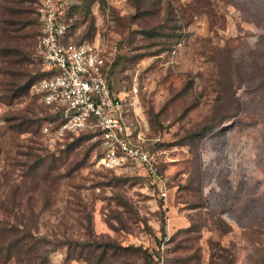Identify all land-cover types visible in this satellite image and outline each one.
Segmentation results:
<instances>
[{"label": "rangeland", "instance_id": "1", "mask_svg": "<svg viewBox=\"0 0 264 264\" xmlns=\"http://www.w3.org/2000/svg\"><path fill=\"white\" fill-rule=\"evenodd\" d=\"M58 3L67 42L98 47L114 90H136L127 124L160 179L139 166L101 169L90 135L42 133L50 112L31 87L42 73L41 4L0 0V206L9 210L0 219L34 220L53 243L48 264H255L264 116L254 106L264 85L253 68L264 0ZM49 167L57 179L37 185L32 170Z\"/></svg>", "mask_w": 264, "mask_h": 264}, {"label": "built area", "instance_id": "2", "mask_svg": "<svg viewBox=\"0 0 264 264\" xmlns=\"http://www.w3.org/2000/svg\"><path fill=\"white\" fill-rule=\"evenodd\" d=\"M38 1L41 32L37 52L46 77L32 91L55 117L43 125L42 133L62 140L91 131L100 141L97 165L101 169L117 172L139 166L159 178L153 155L134 142L127 124L128 114L136 109V90L121 93L111 89L102 51L89 43H67L68 26L58 0Z\"/></svg>", "mask_w": 264, "mask_h": 264}, {"label": "trees", "instance_id": "3", "mask_svg": "<svg viewBox=\"0 0 264 264\" xmlns=\"http://www.w3.org/2000/svg\"><path fill=\"white\" fill-rule=\"evenodd\" d=\"M67 23V22H66ZM41 26V24H40ZM69 31V27H68ZM68 36V33H67ZM66 36V42L67 40ZM70 43V42H67ZM82 44V43H80ZM7 58L10 56L9 53L5 55ZM255 66L253 68V75L256 78L261 79L259 86L263 83L264 85V36L260 38V40L257 43V49L255 52ZM107 63V79H108V84L111 89L114 90V87L111 85L109 81V76L112 73V65L110 63ZM46 75L44 73H41L39 78L35 79L31 85V87L44 79ZM258 86V87H259ZM256 105L254 106L256 109V112L258 113V117L264 116V98L261 97L256 101ZM245 107L246 104H243ZM47 109L49 112V108L44 107ZM49 120L53 121L55 120V117L53 114L50 113L49 115ZM211 127H207L208 130H210ZM91 133V134H90ZM79 135H90L92 137H95L96 134L91 132V131H84L80 133ZM71 136V135H68ZM74 136V135H72ZM134 140V139H133ZM135 142V141H134ZM136 143V142H135ZM99 146V152L97 155V158L100 156L101 148H100V141L96 143ZM142 146V145H141ZM145 148L144 146H142ZM146 149V148H145ZM147 150V149H146ZM58 169L56 167L55 169L49 167L48 170L44 174H39L37 173L36 169L32 170V175L35 176L38 179L39 182H45V184H52L55 178L53 175L54 172H57ZM109 172H115V171H109ZM30 176H26L25 183H23V190L26 189L27 187V179H29ZM54 176V177H53ZM59 178V177H58ZM5 208V209H4ZM0 209L3 211H9L7 207H4L3 205L0 206ZM34 220H23V221H18V220H10L8 217H4L3 219H0V264H8L12 260L15 262V264H48L47 256L51 252V246H52V241L49 240L47 237L40 236L38 234V231L34 230ZM264 230L261 229L259 232L260 236L264 235ZM257 232V231H256ZM261 242L264 241L260 239ZM260 244V242H257ZM70 244V243H69ZM89 247H91L89 245ZM222 260H226L225 257H220ZM72 259V258H71ZM255 264H264V251L262 254V257H260Z\"/></svg>", "mask_w": 264, "mask_h": 264}]
</instances>
